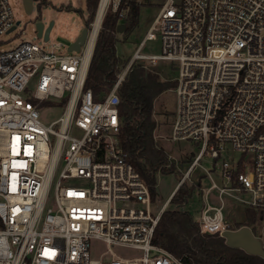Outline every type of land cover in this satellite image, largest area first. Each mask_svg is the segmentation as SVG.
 I'll use <instances>...</instances> for the list:
<instances>
[{
    "label": "built area",
    "instance_id": "2783aa9c",
    "mask_svg": "<svg viewBox=\"0 0 264 264\" xmlns=\"http://www.w3.org/2000/svg\"><path fill=\"white\" fill-rule=\"evenodd\" d=\"M131 1L99 0L80 51H61L63 43L47 49L49 40L0 50V264H187L153 237L175 190L197 166L212 180L203 189L201 232L237 229L227 197L264 210V0H166L111 91L96 101L85 88L94 25L102 9L93 50L106 14L123 23ZM15 24L10 0H0V37ZM157 36L161 54H143L144 42ZM140 60L173 64L177 107L169 139L198 148L157 213L149 185L119 141L118 88ZM66 96L61 116L46 124L38 102ZM205 157L211 169L201 164ZM92 239L106 243L109 261L92 258ZM115 246L141 255H118Z\"/></svg>",
    "mask_w": 264,
    "mask_h": 264
},
{
    "label": "trees",
    "instance_id": "16d2710c",
    "mask_svg": "<svg viewBox=\"0 0 264 264\" xmlns=\"http://www.w3.org/2000/svg\"><path fill=\"white\" fill-rule=\"evenodd\" d=\"M38 1L39 4L46 2V0ZM86 1L90 12L87 20L89 24L95 16L99 0ZM139 12L140 4L132 0L129 13L124 19L125 31L132 30L136 26ZM119 23L117 14L113 12L106 14L93 50L85 88L92 90L96 101L103 100L111 91L119 73L129 61L118 56L116 52ZM175 86V80L162 79L142 61H136L118 88L119 141L126 160L135 167L149 185L152 199L156 194L158 172H175L180 177L183 174L154 138L156 128L154 101L161 93ZM66 101L67 96L61 100V104L65 105ZM44 102L50 104L54 101H41L38 102L39 106ZM201 186L200 180L192 183L185 181L175 190L169 201L175 207L163 211L153 242L187 264H264L263 257L227 245L226 239L218 233L201 232L199 223L192 213L180 207L187 203L195 190ZM263 214L262 209L247 207L244 209V220L236 222L235 228L243 225L252 227L258 215Z\"/></svg>",
    "mask_w": 264,
    "mask_h": 264
},
{
    "label": "rangeland",
    "instance_id": "374dc122",
    "mask_svg": "<svg viewBox=\"0 0 264 264\" xmlns=\"http://www.w3.org/2000/svg\"><path fill=\"white\" fill-rule=\"evenodd\" d=\"M137 2L140 4L138 23L132 30H123L117 33V55L128 60L133 56L166 0H137ZM10 4L16 21L20 20L21 23L16 29L0 37V50L8 49L21 40H33L42 45L44 39L37 37L33 24L28 23L31 18H35L39 15V18L42 19L45 25H48L52 20L54 21V26L52 27L46 48L50 49L53 43H63L64 46L61 51H67L70 44L76 40L82 30L93 22L96 17L95 13L92 21L87 24L90 12L86 0H46L43 4H39L38 0H34L32 15L26 13L23 0H10ZM140 51L143 54H161V38L157 36L155 39L145 41ZM140 61H142L145 66L158 73L162 79L174 80L176 76V70L173 64L168 61H158L156 64L151 63L149 60ZM126 65L119 74L124 71ZM36 82L37 77L33 78L29 84V94L35 92ZM174 88L164 91L154 101V119L156 122L154 138L159 147L163 148L168 153L169 158L176 164L177 169L184 173L191 166L194 154L198 152V148L194 143L189 141H173L169 139L171 137L172 124L177 107V95ZM51 101L54 102L50 104L44 102L41 103L39 107L41 119L46 124L52 123L61 116L64 109L61 100L52 99ZM233 156L237 158L239 154L233 153ZM201 164L207 169L212 168L211 159H207L206 157L201 161ZM211 175L216 182L221 184V177L218 171H212ZM179 178L180 176L175 172L157 173L156 194L154 199H152V208L154 212L157 213L170 197L178 184ZM199 180L202 181L203 186L195 190L193 196L187 203L180 206L182 209L189 210L197 221L200 218V210L204 202L203 189H207L212 185V180L204 172V169L197 166L191 173L188 182L192 183ZM210 195L212 202L217 203L219 200L217 190H212ZM226 200L228 218L234 222L232 224L236 227V222L244 220L245 207L228 197ZM174 207L173 204L168 202L166 209H172ZM251 228L254 234L260 237L264 245V214L258 215L256 222ZM107 249L108 246L105 242L99 239L91 240L92 258L109 261L112 253H106ZM112 250L116 254L126 257H137L141 255L140 251L134 249L115 246Z\"/></svg>",
    "mask_w": 264,
    "mask_h": 264
},
{
    "label": "water",
    "instance_id": "95a60500",
    "mask_svg": "<svg viewBox=\"0 0 264 264\" xmlns=\"http://www.w3.org/2000/svg\"><path fill=\"white\" fill-rule=\"evenodd\" d=\"M33 2L34 0H23V5L28 15H32L33 13ZM20 23L21 21L17 20L11 31L16 29ZM28 23L33 24L37 37L43 38L45 41L49 40L52 27L54 26L53 20L50 21L48 25H45L42 19L39 18V15H37L35 18H31ZM125 27V23H119L117 32H122ZM88 31L89 27L87 25L76 40L70 44L67 50L80 51L82 46L86 43ZM222 237L226 239L227 245L235 248H241L249 254L259 255L264 258V245L261 239L254 234L251 227L243 225L235 230H227L222 233Z\"/></svg>",
    "mask_w": 264,
    "mask_h": 264
},
{
    "label": "bare ground",
    "instance_id": "6f19581e",
    "mask_svg": "<svg viewBox=\"0 0 264 264\" xmlns=\"http://www.w3.org/2000/svg\"><path fill=\"white\" fill-rule=\"evenodd\" d=\"M101 15H102V9H100V11H99V15H98L97 21H96V23L94 25L90 42H89V44L87 46L86 56H85V64L90 59L91 53L93 51L94 40L96 38L97 32H98L99 27H100V23H101Z\"/></svg>",
    "mask_w": 264,
    "mask_h": 264
},
{
    "label": "crops",
    "instance_id": "0c3cea01",
    "mask_svg": "<svg viewBox=\"0 0 264 264\" xmlns=\"http://www.w3.org/2000/svg\"><path fill=\"white\" fill-rule=\"evenodd\" d=\"M125 30V29H124ZM144 39V38H143ZM141 43V42H140ZM140 45V44H139ZM139 47V46H138ZM259 237V236H258ZM260 238V237H259Z\"/></svg>",
    "mask_w": 264,
    "mask_h": 264
}]
</instances>
